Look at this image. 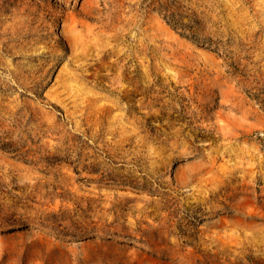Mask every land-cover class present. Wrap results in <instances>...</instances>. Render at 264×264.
I'll return each mask as SVG.
<instances>
[{"label": "rangeland", "instance_id": "374dc122", "mask_svg": "<svg viewBox=\"0 0 264 264\" xmlns=\"http://www.w3.org/2000/svg\"><path fill=\"white\" fill-rule=\"evenodd\" d=\"M0 264H264V0H0Z\"/></svg>", "mask_w": 264, "mask_h": 264}, {"label": "trees", "instance_id": "16d2710c", "mask_svg": "<svg viewBox=\"0 0 264 264\" xmlns=\"http://www.w3.org/2000/svg\"><path fill=\"white\" fill-rule=\"evenodd\" d=\"M167 15H169V14H167ZM169 16H170V15H169ZM169 16H166V17L168 18ZM170 17H172V16H170Z\"/></svg>", "mask_w": 264, "mask_h": 264}]
</instances>
